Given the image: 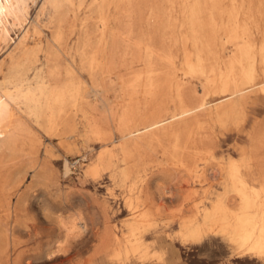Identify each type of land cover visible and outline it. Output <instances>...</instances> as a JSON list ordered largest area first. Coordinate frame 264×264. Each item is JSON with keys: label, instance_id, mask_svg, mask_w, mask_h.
<instances>
[{"label": "rangeland", "instance_id": "rangeland-1", "mask_svg": "<svg viewBox=\"0 0 264 264\" xmlns=\"http://www.w3.org/2000/svg\"><path fill=\"white\" fill-rule=\"evenodd\" d=\"M69 1L68 24H76L82 34L95 29L98 36L103 29L105 38L111 36L115 42L111 50L104 46L97 48L103 94L95 97L96 111L93 113L100 122L110 121L112 139L110 143H104L101 137L91 135L82 117L78 119V129L74 134L67 138L49 137L33 114L22 105L15 106L21 122L47 147V153L40 150L39 155L49 162L48 168L58 183L57 187L42 185L37 181V173L27 170V158L15 160L14 168L20 180L19 194L23 198L20 202L26 200L27 208L25 211L21 207H18L19 211L17 209L15 239L12 246L7 247L8 255L0 264H264V258L239 256L223 238L210 234L198 242H182L179 233L185 219L210 208L215 195L229 184L226 171L220 172L218 164L227 169L231 161L241 162L246 167L244 173L250 177L249 184L259 187L249 153L243 155L240 151L248 145L247 137L255 126L264 123V93L261 88H253L246 94L243 104L245 122L228 125L226 129H220L216 124L209 125L208 134L214 151L198 163L192 175L195 181L182 182L187 178L177 173L171 178L163 177L155 169L147 168L148 179L141 197H148L152 202L150 210L154 221L146 232L139 235L138 244L128 242L130 229L137 226H131L133 211L124 203L129 196L130 180L125 184L118 179V174L131 163L123 162L122 144L125 139L118 130L124 105L132 102L137 114L146 103L141 95L127 96L126 78L133 73L142 72L144 75L145 53L160 51L168 56L170 65L160 59L156 67L172 73L174 82L185 79L195 88L208 85L203 92L206 106L227 98L220 89L229 72L239 75L254 66L259 86L264 83V0H131L128 19L123 21L130 25L126 31L115 19L122 11L119 0ZM42 2L36 0L31 5L29 23L36 21ZM21 32V29L12 32V47ZM45 33L49 31L45 30ZM76 41L72 36L67 45L69 54L74 53ZM10 51L11 48L4 49L0 61L8 58ZM135 53L137 56L134 58ZM109 54H112L113 68L109 73H103ZM200 62L205 68L204 73L199 69ZM0 76L2 84L3 76ZM79 80L83 97L90 100L91 76L84 73ZM142 85L144 83H140L141 88ZM171 96L174 98L176 94ZM109 106L112 112H109ZM105 150L114 153L113 172L102 168L92 170L99 154ZM65 160L70 169L67 175H64ZM153 160L165 162L161 151L153 155ZM192 191L197 193L193 202L185 201L182 193ZM236 203L235 207L239 204ZM77 214L86 223L82 234L79 233L56 257L48 258L47 251L62 238L57 223ZM104 228L110 230L112 240L101 253L94 255Z\"/></svg>", "mask_w": 264, "mask_h": 264}, {"label": "bare ground", "instance_id": "bare-ground-1", "mask_svg": "<svg viewBox=\"0 0 264 264\" xmlns=\"http://www.w3.org/2000/svg\"><path fill=\"white\" fill-rule=\"evenodd\" d=\"M119 1L122 11L115 19L126 31L130 25L123 21L128 19L131 0ZM35 2L36 0H0V54L4 49L11 48L8 58L0 61V75L3 76L0 84V261L7 257V247L15 239L18 207L22 211L27 208L26 200L20 202L22 197L19 194V173L14 168L15 160L19 157L27 158V170L36 172L37 181L42 185L57 187L58 183L48 168L49 162L39 155L40 150L46 154L47 147L21 122L15 106L22 105L33 114L49 137L67 138L74 134L78 129V119L82 117L91 135L101 137L104 143H110L112 139L110 121L100 122L93 113L96 111L95 97L103 94L97 48L104 46L111 50L115 44L113 38H105L103 29L96 36L95 29L93 32L86 30L82 34L76 24H68L69 0H43L36 21L29 23L30 8ZM99 23L101 24L100 21ZM100 24L96 23L97 26ZM16 29H21L22 32L12 47L11 34ZM45 30L49 33H45ZM72 36L77 41L74 53L69 54L67 45ZM136 56L137 53L133 55L134 58ZM111 59L112 54H109L103 73L112 70ZM160 59H164V64L170 65L169 58L164 53L146 52L143 57L146 66L144 75L142 72L133 73L126 78L127 96L132 98L141 95L146 103L137 114L132 102L124 105L118 124L119 133L125 139L122 144L123 162H131L118 174V179L123 183L128 184L126 181L130 180L127 189L129 196H126L124 203L133 211L134 221L131 226L137 225L129 231L130 244H138L139 235L146 232L154 221L150 210L152 202L148 197H141L148 179L147 168L155 169L163 177L171 178L177 173L187 178L182 182L195 181L192 175L198 168V163L214 151L208 134L211 128L209 125L216 124L220 129H226L228 125L242 124L245 122L243 104L246 94L253 88H261L264 93V83L257 85L254 66H250L239 75H231L229 72L223 86H219H222L220 91L227 98L206 106L203 92L208 85L195 88L185 79H176L174 82L172 73L156 67V62ZM262 66L264 75V59ZM199 69L204 73L205 68L201 62ZM84 73L92 78L89 91L91 101L89 97L82 95V83L79 79ZM140 83H144L142 88ZM172 93L176 97L173 98ZM224 102L227 103L216 106ZM212 106L216 108L209 110ZM108 108L112 112V107ZM247 139L248 145L240 152L243 155L249 153L259 187L249 184L250 177L244 173L246 167L241 162L233 160L227 169L218 164L220 172L226 171L229 184L224 185L223 191L215 195L210 208L198 211L182 222L179 231L182 242H198L211 234L225 239L239 256L264 258V123L256 125ZM158 151L162 152L164 163L153 160V155ZM113 155L110 150L103 151L92 170L102 168L113 172ZM69 170V164L65 160L64 175ZM195 195L197 196L195 191L182 193L187 202H193ZM13 199L16 201L13 202ZM236 202L239 204L235 207ZM28 203L30 204L29 201ZM57 224L62 238L47 249L48 258L60 254L86 227L80 214L68 220L61 219ZM111 240L110 230L104 228L99 235L94 255L101 253Z\"/></svg>", "mask_w": 264, "mask_h": 264}, {"label": "crops", "instance_id": "crops-1", "mask_svg": "<svg viewBox=\"0 0 264 264\" xmlns=\"http://www.w3.org/2000/svg\"><path fill=\"white\" fill-rule=\"evenodd\" d=\"M174 244H177V242L176 241H172Z\"/></svg>", "mask_w": 264, "mask_h": 264}]
</instances>
